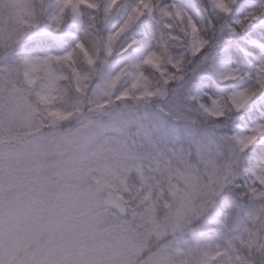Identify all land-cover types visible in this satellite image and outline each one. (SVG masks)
I'll use <instances>...</instances> for the list:
<instances>
[{"label":"snow or ice","instance_id":"obj_1","mask_svg":"<svg viewBox=\"0 0 264 264\" xmlns=\"http://www.w3.org/2000/svg\"><path fill=\"white\" fill-rule=\"evenodd\" d=\"M198 11L0 0V264H264V0Z\"/></svg>","mask_w":264,"mask_h":264},{"label":"rangeland","instance_id":"obj_2","mask_svg":"<svg viewBox=\"0 0 264 264\" xmlns=\"http://www.w3.org/2000/svg\"><path fill=\"white\" fill-rule=\"evenodd\" d=\"M182 6L186 7L194 18L199 19L202 15V11H198L201 0H179Z\"/></svg>","mask_w":264,"mask_h":264},{"label":"trees","instance_id":"obj_3","mask_svg":"<svg viewBox=\"0 0 264 264\" xmlns=\"http://www.w3.org/2000/svg\"><path fill=\"white\" fill-rule=\"evenodd\" d=\"M228 86H230V85H223L222 87H228Z\"/></svg>","mask_w":264,"mask_h":264}]
</instances>
